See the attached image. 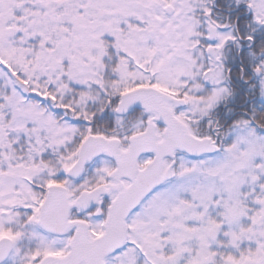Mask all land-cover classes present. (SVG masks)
Segmentation results:
<instances>
[{
	"label": "snow or ice",
	"instance_id": "6c2138e0",
	"mask_svg": "<svg viewBox=\"0 0 264 264\" xmlns=\"http://www.w3.org/2000/svg\"><path fill=\"white\" fill-rule=\"evenodd\" d=\"M0 264H264V0H0Z\"/></svg>",
	"mask_w": 264,
	"mask_h": 264
}]
</instances>
